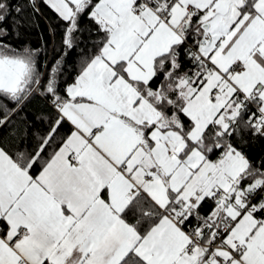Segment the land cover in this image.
I'll use <instances>...</instances> for the list:
<instances>
[{
	"label": "snow or ice",
	"instance_id": "1",
	"mask_svg": "<svg viewBox=\"0 0 264 264\" xmlns=\"http://www.w3.org/2000/svg\"><path fill=\"white\" fill-rule=\"evenodd\" d=\"M0 264H264V0H0Z\"/></svg>",
	"mask_w": 264,
	"mask_h": 264
}]
</instances>
